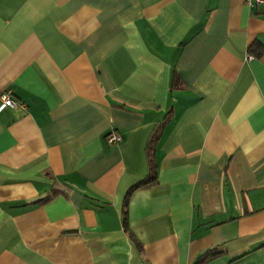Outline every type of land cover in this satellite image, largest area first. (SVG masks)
<instances>
[{"label": "crops", "instance_id": "1", "mask_svg": "<svg viewBox=\"0 0 264 264\" xmlns=\"http://www.w3.org/2000/svg\"><path fill=\"white\" fill-rule=\"evenodd\" d=\"M0 92V264H264V7L0 0Z\"/></svg>", "mask_w": 264, "mask_h": 264}, {"label": "built area", "instance_id": "2", "mask_svg": "<svg viewBox=\"0 0 264 264\" xmlns=\"http://www.w3.org/2000/svg\"><path fill=\"white\" fill-rule=\"evenodd\" d=\"M244 4L248 8L264 7V0H244ZM250 59V56H246V60ZM15 105V101L9 92H0V112L6 108H13ZM104 141L107 145H112L120 142L121 137L117 132L111 131L105 135Z\"/></svg>", "mask_w": 264, "mask_h": 264}, {"label": "trees", "instance_id": "3", "mask_svg": "<svg viewBox=\"0 0 264 264\" xmlns=\"http://www.w3.org/2000/svg\"><path fill=\"white\" fill-rule=\"evenodd\" d=\"M175 83V81H173V84ZM156 138L152 137V141L154 142ZM152 142L148 141L147 143V156L150 157V154H152V147H151ZM154 169V165L151 161V159L149 158V174H147L141 181H139L138 183H136L135 185H133L129 191L141 188V187H145L150 185L152 182H154L155 178H154V173H151V171ZM46 201V199H45ZM126 224L125 218H123V225ZM216 255V253H211V252H207L204 253L203 255H201V257L199 258L198 262L201 263L202 261L209 259L211 257H214Z\"/></svg>", "mask_w": 264, "mask_h": 264}]
</instances>
